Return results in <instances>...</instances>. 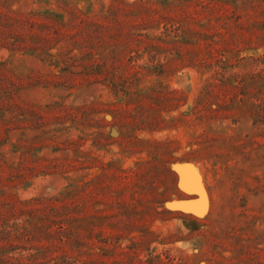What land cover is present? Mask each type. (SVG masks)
I'll return each mask as SVG.
<instances>
[{
	"label": "rangeland",
	"instance_id": "374dc122",
	"mask_svg": "<svg viewBox=\"0 0 264 264\" xmlns=\"http://www.w3.org/2000/svg\"><path fill=\"white\" fill-rule=\"evenodd\" d=\"M0 264H264V0H0Z\"/></svg>",
	"mask_w": 264,
	"mask_h": 264
},
{
	"label": "trees",
	"instance_id": "16d2710c",
	"mask_svg": "<svg viewBox=\"0 0 264 264\" xmlns=\"http://www.w3.org/2000/svg\"><path fill=\"white\" fill-rule=\"evenodd\" d=\"M59 228H61L62 229V227L60 226Z\"/></svg>",
	"mask_w": 264,
	"mask_h": 264
},
{
	"label": "water",
	"instance_id": "95a60500",
	"mask_svg": "<svg viewBox=\"0 0 264 264\" xmlns=\"http://www.w3.org/2000/svg\"><path fill=\"white\" fill-rule=\"evenodd\" d=\"M191 199H193V198H191Z\"/></svg>",
	"mask_w": 264,
	"mask_h": 264
}]
</instances>
